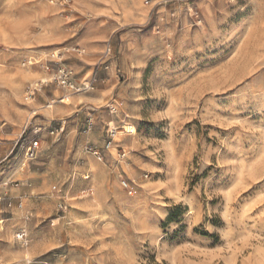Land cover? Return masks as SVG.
<instances>
[{
  "label": "rangeland",
  "instance_id": "374dc122",
  "mask_svg": "<svg viewBox=\"0 0 264 264\" xmlns=\"http://www.w3.org/2000/svg\"><path fill=\"white\" fill-rule=\"evenodd\" d=\"M68 2L0 0V264H264V0Z\"/></svg>",
  "mask_w": 264,
  "mask_h": 264
},
{
  "label": "built area",
  "instance_id": "2783aa9c",
  "mask_svg": "<svg viewBox=\"0 0 264 264\" xmlns=\"http://www.w3.org/2000/svg\"><path fill=\"white\" fill-rule=\"evenodd\" d=\"M143 4L145 5H149V0H142ZM63 3L68 4V0H63ZM111 54V48L108 46L104 52V58L108 57V55ZM49 68L46 67L45 71H48ZM71 72H68L66 69H58L57 73L53 76V79L56 84L62 88V89H75L74 84H72L71 82ZM48 82L47 81H41L39 83H36L35 85H31L27 88L26 93H25V101H30L32 102L35 99V93H37L38 91H40L43 87V85H47ZM87 89H92V87H87ZM54 102V101H53ZM53 102H50L48 107H51V105H53ZM109 112L110 114H114L115 113V108L113 106H110L109 108ZM86 127H87V132H89L92 129V119L88 120L86 123ZM64 130V125L62 123H59L58 125H56V127L54 128V130H50L48 134H50L51 137H54L58 134H62ZM107 139L104 143L103 146V150H105L106 152H109V148L112 146V142L115 140V138L118 135V132L116 131L115 127H108L107 129ZM38 148H39V140L36 139L33 142L28 143L24 148H23V162L21 164L22 168H24L25 166H27L29 163L35 161L37 159V154H38ZM92 154L96 157V159L98 161H102L103 157L102 155L98 152V151H92ZM118 157L120 159H124L125 153H119ZM122 186L124 188H127L128 185H126L125 181H122ZM3 198L0 197V204L2 203ZM7 206H10V203L7 204ZM20 207V205L18 206ZM59 211L62 212L64 211L63 206L61 205L59 207ZM25 232H21L18 236H16V240H18L19 242H23L24 244L25 242Z\"/></svg>",
  "mask_w": 264,
  "mask_h": 264
},
{
  "label": "crops",
  "instance_id": "0c3cea01",
  "mask_svg": "<svg viewBox=\"0 0 264 264\" xmlns=\"http://www.w3.org/2000/svg\"><path fill=\"white\" fill-rule=\"evenodd\" d=\"M124 17H126L125 15H123V17L122 18H124ZM127 17H129V16H127ZM107 37H104V36H102V35H95V37H92V36H90V34H88L87 35V40L89 39V42L91 43V45H93V44H95L96 46H97V48H100L101 47V45H103L104 43V40L106 39ZM67 43L69 42V40L68 41H66ZM78 46H79V43H78ZM72 61L74 62V63H76V65H81V66H83V64L82 63H80L81 61H78V60H73L72 59ZM91 62H92V60L91 61H87L86 62V64H85V66H83V68H82V70H80L81 71V73H83V75L79 78V82L80 83H84V82H86V81H88L89 80V66H90V64H91ZM73 63V64H74ZM60 103H63L64 101L61 99V101H59ZM56 103V101H54L53 102V104H55ZM50 109V108H49ZM9 120L11 121V122H13V123H15V124H21V118L20 117H18L17 118V120H14V118L12 117V116H10V118H9ZM54 120H51V122L50 123H52ZM59 123H57V125H58ZM63 124V123H62ZM2 137V136H1ZM80 143L81 144H84V143H86V144H90V143H93L92 141H90L89 142V140H88V137L87 138H80ZM9 177V175H7L3 170H1V172H0V193H2V185H5L3 182L5 181V179H7Z\"/></svg>",
  "mask_w": 264,
  "mask_h": 264
},
{
  "label": "bare ground",
  "instance_id": "6f19581e",
  "mask_svg": "<svg viewBox=\"0 0 264 264\" xmlns=\"http://www.w3.org/2000/svg\"><path fill=\"white\" fill-rule=\"evenodd\" d=\"M105 2V1H104ZM78 3V2H77ZM107 3V2H106ZM113 3H115V4H118V2H117V0H113ZM108 4V3H107ZM122 5V4H121ZM123 7H124V10H125V12L127 13V14H129V13H132V10H135L136 8H137V6H136V4H135V0H125V4H123L122 5ZM122 7V8H123ZM134 12V11H133ZM134 16V15H133ZM49 24V23H48ZM46 26V25H45ZM49 26H50V24H49ZM52 26H51V28L49 29V30H47L42 36H44V38L46 39V40H48V39H51V36H52ZM48 29V28H47ZM55 33V32H54ZM80 54H82V53H80ZM49 82V81H48ZM85 85H86V83H85ZM88 86L86 85V88H87ZM64 102L66 101V97H65V99L63 100ZM90 132V131H89ZM122 168L125 170V171H127L128 170V168L126 169V168H124V166H122ZM129 171V170H128ZM3 221H1L0 220V231H3Z\"/></svg>",
  "mask_w": 264,
  "mask_h": 264
}]
</instances>
